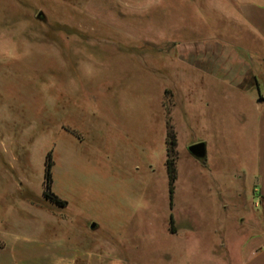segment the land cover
Returning a JSON list of instances; mask_svg holds the SVG:
<instances>
[{
  "label": "rangeland",
  "instance_id": "374dc122",
  "mask_svg": "<svg viewBox=\"0 0 264 264\" xmlns=\"http://www.w3.org/2000/svg\"><path fill=\"white\" fill-rule=\"evenodd\" d=\"M192 1L0 0V241L11 239L0 264L30 259L38 214L23 201L43 196L51 150L52 189L68 201L55 213L72 219L48 221L54 245L87 248L89 224L104 262L249 259L264 215L256 196L236 197L232 176L255 149L264 40L233 20L228 0ZM218 50L258 69L232 83L202 77L201 59ZM201 141L205 162L188 150Z\"/></svg>",
  "mask_w": 264,
  "mask_h": 264
},
{
  "label": "crops",
  "instance_id": "0c3cea01",
  "mask_svg": "<svg viewBox=\"0 0 264 264\" xmlns=\"http://www.w3.org/2000/svg\"><path fill=\"white\" fill-rule=\"evenodd\" d=\"M234 7L235 15L233 20L242 23L245 29L258 30L264 40V0H228ZM192 3H194L191 0ZM255 34H257L255 32ZM258 35V34H257ZM209 53L207 58L201 59L199 74L204 77L224 78L226 82H235L236 78L255 72L258 68L253 64L252 59L248 56L246 61L241 60L235 63V60L231 63V60L235 59L231 55L234 53H222L224 57L219 59L215 58V54ZM231 54V55H230ZM228 55V58H226ZM203 56L206 57V54ZM250 63L252 65H250ZM221 64H224L222 66ZM256 64V63H255ZM240 72V73H239ZM229 78V79H226ZM223 80V81H224ZM257 116L254 118V132H250V137L255 136V149L251 151L245 160V165L241 170H236L232 176L233 181L240 180V186L233 187V191L237 198L243 200L246 205L249 201L256 196L254 205L261 207L262 215H264V99L258 100L256 108ZM254 133V134H252ZM208 153V149H207ZM43 195V193H42ZM36 210L38 217L33 218L31 221V230L35 242L32 245L31 256H27L28 261L25 262L24 256L19 258V264H124L121 260L105 261L101 252L98 251L96 241L93 238L92 230L89 228V224L84 225L81 228L80 240L87 242V248L74 249L71 246H57L50 241L43 238V233L47 230L48 221L64 222L65 224L72 223L70 217L55 213V207L49 204L40 206L32 203L29 199L23 201ZM22 203V204H23ZM227 208V207H225ZM260 211V212H261ZM244 220V219H243ZM244 223V222H242ZM90 233V234H89ZM257 242L251 247V256L243 264H264V231L255 235ZM10 236L3 234L2 241L3 246H0V251L5 250L10 245ZM24 247L20 249L23 251Z\"/></svg>",
  "mask_w": 264,
  "mask_h": 264
},
{
  "label": "trees",
  "instance_id": "16d2710c",
  "mask_svg": "<svg viewBox=\"0 0 264 264\" xmlns=\"http://www.w3.org/2000/svg\"><path fill=\"white\" fill-rule=\"evenodd\" d=\"M167 145H168V160L167 166L169 171L170 177V191L171 197H173L174 193V182L176 179V168H175V159L177 156V136L174 130V126L171 124V120L167 122ZM55 165V161L53 159V152L52 150L49 151L46 155L45 160V170H44V191L43 196L38 197L35 194L32 195L38 202H33L34 204L45 206L47 204L54 205L59 209H64L68 206V201L58 196L52 189L53 187V167ZM31 198V197H30ZM30 198H28L30 200ZM175 231V228H171Z\"/></svg>",
  "mask_w": 264,
  "mask_h": 264
},
{
  "label": "water",
  "instance_id": "95a60500",
  "mask_svg": "<svg viewBox=\"0 0 264 264\" xmlns=\"http://www.w3.org/2000/svg\"><path fill=\"white\" fill-rule=\"evenodd\" d=\"M40 16L43 17V13H40ZM190 154L195 158L205 162L207 160V144L203 141L194 143L188 148ZM95 227V224L92 225Z\"/></svg>",
  "mask_w": 264,
  "mask_h": 264
}]
</instances>
